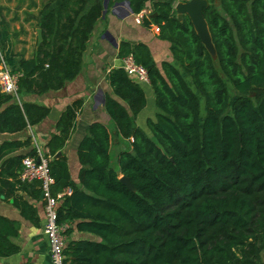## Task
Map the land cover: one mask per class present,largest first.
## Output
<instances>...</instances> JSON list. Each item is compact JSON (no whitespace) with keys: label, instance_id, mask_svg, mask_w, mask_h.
<instances>
[{"label":"trees","instance_id":"1","mask_svg":"<svg viewBox=\"0 0 264 264\" xmlns=\"http://www.w3.org/2000/svg\"><path fill=\"white\" fill-rule=\"evenodd\" d=\"M179 1L187 0L153 1L143 18L170 43L172 61L158 66L144 43L119 47L120 57L132 53L148 72L158 108L146 120L150 135L134 120L146 105L141 85L121 67L107 74L118 99L108 96L106 111L118 133L132 139L131 151L118 154L119 173L135 192L109 165L110 135L101 122L89 125L79 146L83 189L71 179L65 155H56L81 100L61 113L44 147L52 193L70 190L57 222L100 238L67 241L66 264H264V0H207L203 15L215 57L189 17L178 18ZM50 2L38 11L40 45L14 69L22 73L17 95L57 90L73 79L103 11L102 0H62L53 8ZM145 5L130 0L135 14ZM14 99L0 91V134L23 131L49 112ZM30 145L29 137L0 141V197L37 224L36 208L23 194L39 198V185L19 177L22 159L38 157L36 148L19 152ZM18 233V222L0 214L1 257L18 252L10 240Z\"/></svg>","mask_w":264,"mask_h":264},{"label":"crops","instance_id":"2","mask_svg":"<svg viewBox=\"0 0 264 264\" xmlns=\"http://www.w3.org/2000/svg\"><path fill=\"white\" fill-rule=\"evenodd\" d=\"M48 1H51L50 8L62 2V0H0V48L12 70L17 68L21 57L29 58L34 55L37 49L38 11L42 3ZM153 1L158 0H146L145 7L135 14L130 6V0H102V15L86 43L78 74L66 81L60 89L43 93L21 92L15 96L14 100L18 103L44 106L49 112L41 121L27 126L23 131L1 133L0 141L24 140L29 137L30 147L20 149L19 152L26 153L30 148H36L43 155L46 143L51 135L57 132L56 124L61 113L73 101L81 100L82 104L74 120L71 135L59 151L66 157L71 179L83 189L79 183V172L85 165L79 162L78 151L82 139L88 134L89 125L93 122H101L106 126L110 135L109 165L119 173L118 154L121 151H131L132 139L124 138L118 133L114 121L106 111V98L109 96L118 99L107 80V74L110 69L120 67L119 47L123 41L146 44L158 66L163 61H172L170 43L158 37L156 25L146 26L141 18L142 15L146 17L150 14ZM139 84L144 90L146 105L135 115L134 120L137 126L150 135L146 120L154 119L158 108L150 83ZM69 191L67 188L57 194L58 205L63 194ZM23 195L36 208L38 222L33 224L25 219L14 207L11 199L7 201L2 198L3 196L0 197V214L19 224L18 235L10 238L11 242L19 246V250L8 256H0V264H50L49 245L43 232L45 223L43 202L40 196L35 199ZM67 228H70V232L65 234V244L69 240L78 239L100 241L94 234L77 230L75 223H67ZM262 260L264 262L263 255Z\"/></svg>","mask_w":264,"mask_h":264},{"label":"built area","instance_id":"3","mask_svg":"<svg viewBox=\"0 0 264 264\" xmlns=\"http://www.w3.org/2000/svg\"><path fill=\"white\" fill-rule=\"evenodd\" d=\"M144 18V15L141 16ZM120 67L129 77L138 83H149L146 68L137 63L132 53L120 58ZM22 73L12 70L0 48V91L17 97L18 81ZM38 152L37 157L27 155L22 159L20 179L25 182H37L40 188L41 200L45 215L43 232L49 245L50 264H66L63 253L65 245L64 231L67 223L57 222L58 195L52 193L53 178L50 174L48 158Z\"/></svg>","mask_w":264,"mask_h":264},{"label":"water","instance_id":"4","mask_svg":"<svg viewBox=\"0 0 264 264\" xmlns=\"http://www.w3.org/2000/svg\"><path fill=\"white\" fill-rule=\"evenodd\" d=\"M208 1L207 0H187V1H179L174 6L175 11L177 12V16L179 19H182L183 15H187L199 36L201 42L209 51V53L215 57V49L211 40V36L209 33V29L207 26V22L203 15V9L207 7ZM156 13H153L151 16L154 17ZM36 46H39L42 41V31L41 28L36 29ZM58 152L56 155H59ZM39 160V157H37ZM119 180L127 186L131 191L135 192V187L129 181L128 177L121 176ZM41 197V194H40ZM3 198V197H2Z\"/></svg>","mask_w":264,"mask_h":264},{"label":"rangeland","instance_id":"5","mask_svg":"<svg viewBox=\"0 0 264 264\" xmlns=\"http://www.w3.org/2000/svg\"><path fill=\"white\" fill-rule=\"evenodd\" d=\"M176 5V4H175ZM176 14H177V12H176ZM232 98L234 99L235 98V94H232ZM201 106H202V102H201ZM202 110H203V108H202ZM263 256H264V254H263Z\"/></svg>","mask_w":264,"mask_h":264}]
</instances>
